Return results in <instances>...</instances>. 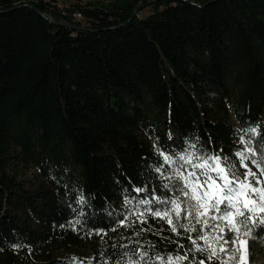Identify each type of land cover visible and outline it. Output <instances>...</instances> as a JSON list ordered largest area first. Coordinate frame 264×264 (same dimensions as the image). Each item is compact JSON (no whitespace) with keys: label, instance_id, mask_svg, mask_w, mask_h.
I'll return each mask as SVG.
<instances>
[{"label":"trees","instance_id":"trees-1","mask_svg":"<svg viewBox=\"0 0 264 264\" xmlns=\"http://www.w3.org/2000/svg\"><path fill=\"white\" fill-rule=\"evenodd\" d=\"M74 1L0 0V264L191 260L151 213L186 199L174 150L264 159V0Z\"/></svg>","mask_w":264,"mask_h":264},{"label":"snow or ice","instance_id":"snow-or-ice-1","mask_svg":"<svg viewBox=\"0 0 264 264\" xmlns=\"http://www.w3.org/2000/svg\"><path fill=\"white\" fill-rule=\"evenodd\" d=\"M256 131L255 128H249L244 130V133L250 135ZM240 142L245 147L237 151L235 156L239 166L245 170L242 174L237 172L236 164L229 162L226 156L221 157L219 154L179 156L180 161L191 165L193 169L187 174L183 170H179L178 173L180 184L176 186V191L186 199L169 198L158 201L167 207L163 210L157 209L151 215L166 219L170 230L178 236L181 235L180 230L187 233L197 232V235L195 238L191 235L187 237L192 246L191 260H189L188 252L183 255L177 253L175 259L168 258L166 264H182L184 261H188V264H205L208 261L211 264L213 260L217 264H257L253 253L257 247V241L264 242V237L253 235V233L257 226L264 225V215H261L264 213V180L261 179L264 177V159L260 161L252 159L256 155V150L249 146L244 136L240 137ZM248 160H251L258 169L260 176L248 167L246 163ZM164 162L176 163V160L164 156ZM180 168L183 169V165ZM145 190L135 189L136 192ZM126 202L131 203V201ZM153 202V200L139 201L140 204L149 205ZM185 204L187 207H182ZM182 212L185 220L194 221L191 227L188 224L179 223ZM137 216L140 223H147L142 219L143 212H139ZM173 216L176 223L173 221ZM210 220H218L220 223L210 224ZM120 223L126 224V221L122 220ZM196 225L201 226L199 230ZM200 241L203 243H199ZM214 244L218 246V249L213 246ZM229 245L230 247H227ZM179 247L182 248L183 245ZM197 252L204 255L205 259L197 260L195 257ZM145 264H147L146 261Z\"/></svg>","mask_w":264,"mask_h":264},{"label":"rangeland","instance_id":"rangeland-1","mask_svg":"<svg viewBox=\"0 0 264 264\" xmlns=\"http://www.w3.org/2000/svg\"><path fill=\"white\" fill-rule=\"evenodd\" d=\"M50 1H53L55 2L59 7H70L73 3H75L74 0H50ZM148 14H150V9L149 8H146L144 9L142 12H141V16H147ZM77 19L81 20L80 17L76 16ZM152 147L154 148V150L156 152H160V154H162L163 156H166L165 153L163 151H160L154 143H151ZM173 156L179 160V156L180 155H188V154H195L196 153L194 152V150L192 148L188 149V150H184V151H179V150H174L173 151ZM180 161V160H179ZM195 162V161H194ZM181 165H183V170L185 172V174H187V172L189 171H193L191 165L189 164H186L184 163L183 161H180ZM247 163V162H246ZM248 164V167H250L252 169L253 172H255L257 174V176H260V172L253 167V164L251 163H247ZM202 180L204 179L203 177L201 178ZM262 180L263 177H261Z\"/></svg>","mask_w":264,"mask_h":264},{"label":"built area","instance_id":"built-area-1","mask_svg":"<svg viewBox=\"0 0 264 264\" xmlns=\"http://www.w3.org/2000/svg\"><path fill=\"white\" fill-rule=\"evenodd\" d=\"M77 16H78V15H77ZM78 17H80V15H79Z\"/></svg>","mask_w":264,"mask_h":264}]
</instances>
